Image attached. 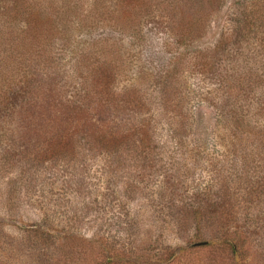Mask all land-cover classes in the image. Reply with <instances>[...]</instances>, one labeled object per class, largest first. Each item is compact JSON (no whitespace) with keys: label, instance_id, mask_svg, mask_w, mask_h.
<instances>
[{"label":"rangeland","instance_id":"1","mask_svg":"<svg viewBox=\"0 0 264 264\" xmlns=\"http://www.w3.org/2000/svg\"><path fill=\"white\" fill-rule=\"evenodd\" d=\"M244 1H28L51 17L0 40L5 75L51 56L33 39L64 56L40 109L57 121L17 160L0 106V264H264V88L230 95L264 59L216 50Z\"/></svg>","mask_w":264,"mask_h":264},{"label":"trees","instance_id":"2","mask_svg":"<svg viewBox=\"0 0 264 264\" xmlns=\"http://www.w3.org/2000/svg\"><path fill=\"white\" fill-rule=\"evenodd\" d=\"M28 1L30 0H0V40L4 43L5 47L11 45L18 50L23 42L20 40V35H17V33L22 31V34L23 32L28 34L35 28H40L43 21L51 17L49 8L44 7L47 8V11H45L41 7V4H39L40 2L35 4H31L30 2L28 5ZM244 2V5L240 4L239 14L233 16L231 21L232 24L229 25L221 44L216 47V50L223 49L222 52H226L230 55V61L232 60L234 63L235 61L238 62L240 57H250L251 59H258L261 57V59H264V5L255 9L253 5L251 6L253 0H245ZM58 28L60 30V26ZM62 34L65 33L62 31ZM14 36L15 40H12ZM30 41L33 44L27 43L29 45L31 44V46L35 45L36 51L40 49H38V44L44 45L47 43L50 48L54 47L53 53L49 57H44L43 61H33L30 56H28L30 63L24 59L19 63L15 72L13 71L8 77L5 75V70H7L9 65L8 61L14 57L17 51L14 52L12 50V53H9L8 56L5 55L8 60H6V57L0 55V77H2L1 83L4 84L0 87V106L3 107L5 116L7 115L11 119L8 135V149L12 150L36 149L41 143L40 140L44 138L46 130H43V128L57 121L54 117L48 116L50 111L45 113L47 109H40L48 105V102L44 101V97L49 92V87L47 85H50L54 79L52 77L54 69L51 73H49V70L51 69V65L57 62V59H61L59 58L60 56H64L62 53L64 45L60 44L58 46L59 51H57L55 43L58 45L60 42L56 41V38L52 37L49 39L47 37V40L41 39L39 42L34 39ZM29 45L28 48L30 47ZM30 49L31 47L29 50ZM44 54L45 53H43V55ZM82 61L84 63L86 60L82 58L81 62ZM27 64H29V67ZM237 65L238 64L235 65L233 74L237 71V74H249L250 76L243 82H241L240 79H235L234 82L230 83V95L234 93L236 96H240L244 91H247V87H251L252 84H258V86L264 88V79H262L261 75L258 76L256 74L252 65L248 71L237 69ZM20 70L22 72H20ZM261 71L264 73V63ZM79 87L78 90L80 94L85 92L88 96H93L95 90L98 89L97 87L91 86L87 81H83L79 84ZM156 89H159V93H161L162 96H166L164 94L167 93H162L164 91L163 87ZM78 97L80 98L79 95ZM26 99H29V101ZM66 104H68L65 105L66 108H71L72 106L76 111L81 112L78 101L70 99ZM261 104V110L264 113V101H262ZM52 107L51 105V108ZM173 123L176 126L173 128L174 131L172 130L173 134L177 137L184 135L185 130L179 117L178 122L174 121ZM240 128L241 127L237 125V129ZM93 141H95V139L89 140L88 144H91ZM14 152L15 150L5 153L8 160H10L11 156L14 157L15 160H17L16 158H18V156H21V153H19V155H14Z\"/></svg>","mask_w":264,"mask_h":264}]
</instances>
